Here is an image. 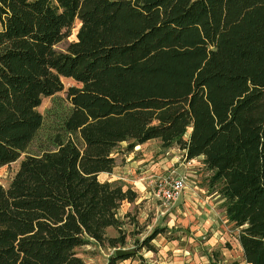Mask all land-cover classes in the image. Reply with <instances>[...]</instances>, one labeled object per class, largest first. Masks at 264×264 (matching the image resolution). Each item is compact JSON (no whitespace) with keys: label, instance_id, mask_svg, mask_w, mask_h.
<instances>
[{"label":"trees","instance_id":"trees-1","mask_svg":"<svg viewBox=\"0 0 264 264\" xmlns=\"http://www.w3.org/2000/svg\"><path fill=\"white\" fill-rule=\"evenodd\" d=\"M63 89L57 131L24 152ZM151 138L202 155L243 260L264 264V0H0V165L24 152L0 182V264H90L75 247L123 244L117 211L137 194L98 174Z\"/></svg>","mask_w":264,"mask_h":264},{"label":"rangeland","instance_id":"rangeland-1","mask_svg":"<svg viewBox=\"0 0 264 264\" xmlns=\"http://www.w3.org/2000/svg\"><path fill=\"white\" fill-rule=\"evenodd\" d=\"M78 26L79 21L75 20L69 35L57 42L55 48L64 49L75 38ZM61 80L64 88L79 84L70 77L62 76ZM68 106L64 89L43 96L37 106L43 115L42 125L24 152H36L45 147ZM126 145V141H121L116 146L114 166L110 171L99 173L98 178L129 185L133 190H136L134 182L140 180L145 185V196L138 193L132 201L123 199L118 208L120 228L126 234L123 244L114 246L90 239L75 247L86 262L104 264L116 248H126L134 252L117 264H248L235 237L237 230L223 214L222 198L214 186L208 185L210 171L201 158L187 159L176 146L163 148L158 138L136 144L129 151ZM24 152L14 161L0 165V182L4 185L11 179ZM169 169L184 175L186 182L174 202L163 206L153 195V182ZM155 226L162 227L163 231L149 241L152 248L141 245V240ZM117 227L108 226L106 234L117 235Z\"/></svg>","mask_w":264,"mask_h":264},{"label":"built area","instance_id":"built-area-1","mask_svg":"<svg viewBox=\"0 0 264 264\" xmlns=\"http://www.w3.org/2000/svg\"><path fill=\"white\" fill-rule=\"evenodd\" d=\"M185 182L184 175L169 169L165 174H161L154 179L153 195L163 206H167L180 195Z\"/></svg>","mask_w":264,"mask_h":264},{"label":"crops","instance_id":"crops-1","mask_svg":"<svg viewBox=\"0 0 264 264\" xmlns=\"http://www.w3.org/2000/svg\"><path fill=\"white\" fill-rule=\"evenodd\" d=\"M197 157H199V158H201L202 159V155H199V156H197ZM197 157H195V158H197ZM173 160V159H172ZM99 173H102V172H99ZM108 178H106L105 180H107ZM136 182V183H135ZM134 182V187H136V192H137V195H138V193H139V196H141V197H144L145 195H143V192H145V185L143 184V182L142 181H140V180H137V181H135ZM129 186V185H128ZM133 189V188H132ZM141 194V195H140Z\"/></svg>","mask_w":264,"mask_h":264},{"label":"water","instance_id":"water-1","mask_svg":"<svg viewBox=\"0 0 264 264\" xmlns=\"http://www.w3.org/2000/svg\"><path fill=\"white\" fill-rule=\"evenodd\" d=\"M133 252H134V249L116 248L115 255L116 256H122L124 254H132Z\"/></svg>","mask_w":264,"mask_h":264}]
</instances>
